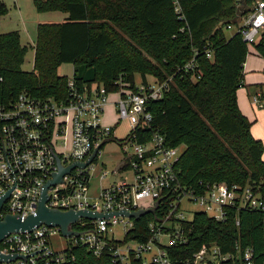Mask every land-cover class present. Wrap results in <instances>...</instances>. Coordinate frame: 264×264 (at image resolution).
I'll use <instances>...</instances> for the list:
<instances>
[{
  "label": "trees",
  "instance_id": "obj_1",
  "mask_svg": "<svg viewBox=\"0 0 264 264\" xmlns=\"http://www.w3.org/2000/svg\"><path fill=\"white\" fill-rule=\"evenodd\" d=\"M240 2L251 0H34L39 12L68 16L38 24L31 71L22 69L28 46L20 31L0 33V103L22 93L64 100L69 76L59 67L65 63L74 65L79 85L101 84L110 92L124 83L136 90L138 76L145 84L149 75L156 82L171 79L164 96L148 104L151 125L132 129L126 139L143 143L158 132L169 146H180L177 167L185 187L225 182L249 185L264 195V141L253 135L252 121L238 103L251 45L240 33L226 31L248 11ZM8 13L0 0V17ZM252 46L264 57V30ZM151 219L136 220L132 236L147 238ZM185 226L191 229L189 242L177 249L184 256L203 243H217L225 251L239 243L264 261V211L241 209L222 222L199 212ZM60 264L111 262L78 245Z\"/></svg>",
  "mask_w": 264,
  "mask_h": 264
},
{
  "label": "built area",
  "instance_id": "obj_2",
  "mask_svg": "<svg viewBox=\"0 0 264 264\" xmlns=\"http://www.w3.org/2000/svg\"><path fill=\"white\" fill-rule=\"evenodd\" d=\"M241 5L248 11L240 15L237 25L229 24L226 29L235 28V33L253 45L264 30V0ZM207 55L212 57L210 51ZM193 65L192 60L185 68L188 70ZM170 80L139 83L136 90L128 84L121 85L113 92L118 95L115 101L118 117L113 125L105 124L103 117L111 92L101 84L81 86L73 75L68 78L64 100L40 99L22 93L10 103H0V198L10 192L0 209V219L9 214L22 220L37 215L44 186L59 171L57 155L65 167L86 161L98 146L113 136L115 126L121 121H128L132 129L150 126L153 115L148 104L164 96ZM252 103L264 108V96L253 95ZM121 146L127 153L123 169L129 167L133 171L132 181L124 179L101 189L98 196L90 197L93 162L84 168L76 166L61 182L49 186L46 204L61 211L155 209L154 213L147 214L153 216L145 225L149 232L147 238L132 236L136 219L124 214L97 219L80 217L69 226L79 236H64L59 226L41 223L32 230L12 232L0 240L2 254L26 257L0 261V264H60L70 259L71 250L78 245L97 257H108L111 264H264L256 259L251 246L242 247L239 243L228 251L213 242L203 243L187 256L177 251L189 242L190 228L185 224L192 222L197 213L222 222L241 209L264 211L263 193L249 185L225 182L183 186L177 167L181 147L169 146L158 132L147 142L128 138ZM184 200L200 207L190 212L191 218L183 209ZM118 225L124 229L123 238L114 232ZM56 235L66 239L62 250L53 245L52 238Z\"/></svg>",
  "mask_w": 264,
  "mask_h": 264
},
{
  "label": "rangeland",
  "instance_id": "obj_3",
  "mask_svg": "<svg viewBox=\"0 0 264 264\" xmlns=\"http://www.w3.org/2000/svg\"><path fill=\"white\" fill-rule=\"evenodd\" d=\"M9 7V13L0 17V33L9 32L13 30H19L21 33L22 43L28 46V53L22 69L25 71L33 70L35 49L34 45L37 38V28L39 23L45 22H63L68 16V13L56 11V12H39L36 9L34 0H1ZM227 35L231 36L235 33V28L227 29ZM257 52L254 47L250 46V54L248 55L247 68L259 69L260 74L263 76V90H264V65L254 64L253 60L264 62V57L256 56ZM261 66V68H259ZM246 72V71H245ZM59 73L71 77L74 73V65L72 63H65L59 67ZM149 80L153 81L154 77L149 75ZM138 84L141 82V77L137 78ZM117 96V94L111 92L109 94V103ZM257 117L252 119V128L256 134H259L257 138H262L264 141V109H257ZM104 123L107 125H113L116 123L118 117L117 111L113 104H109L104 113ZM131 125L128 121H121L117 124L114 136L112 140H109L99 151L96 159L93 161V168L90 170L91 181L89 196L96 197L101 192V189L107 188L114 183H120L122 180L127 179L132 181L133 171L128 167L117 172L118 166L126 156L124 147L121 146L126 137L131 132ZM261 135V136H260ZM182 150V148H181ZM264 156V155H263ZM105 175L104 177H102ZM183 209L187 210V217L191 218L190 212L200 210V207L196 204L184 200ZM114 232L118 238H123L124 229L121 225L114 227ZM65 237L56 235L52 238L55 249L62 250L66 246Z\"/></svg>",
  "mask_w": 264,
  "mask_h": 264
},
{
  "label": "water",
  "instance_id": "obj_4",
  "mask_svg": "<svg viewBox=\"0 0 264 264\" xmlns=\"http://www.w3.org/2000/svg\"><path fill=\"white\" fill-rule=\"evenodd\" d=\"M103 144L98 146L92 153V155L86 161H76L70 164L69 166H63L59 156L57 155V161L59 165V171L54 174V178L49 180L43 189L41 200L39 202L38 212L37 215H30L25 220H22L20 217L16 215H6L3 219H0V240L3 239L6 235L12 232H19L25 230H32L34 226L40 225L41 223H45L48 225L59 226L61 228L62 234L64 236L69 235H77L79 236L80 233L74 232L70 230L69 226L71 223L76 222L80 217L89 218V219H97V218H104L110 217L112 215H119L124 214L130 218H134L136 220L140 219L142 216L154 213L155 209H139L136 211L126 212V211H117V212H92L88 210H68V211H61L59 209H52L49 208L46 204L48 196L47 190L50 185H55L62 181L65 174L71 172V170L76 167H86L88 164L93 162L99 151L101 150ZM9 193L5 194L0 198V209L4 201L9 197ZM18 257L26 258L25 256L20 255H5L0 252V261H8L9 259H17Z\"/></svg>",
  "mask_w": 264,
  "mask_h": 264
},
{
  "label": "crops",
  "instance_id": "obj_5",
  "mask_svg": "<svg viewBox=\"0 0 264 264\" xmlns=\"http://www.w3.org/2000/svg\"><path fill=\"white\" fill-rule=\"evenodd\" d=\"M256 56L262 57L258 53L256 54ZM253 63L254 64H259V65H261V64L264 65V62L258 61L257 59L253 60ZM247 64H249L248 63V57H247V60L245 62V65H244V75H245L244 84L245 85L238 90V103H239V106H240V109L242 110V112L250 120H252V119H255V117H257V115H258L257 111L255 110V108L264 109V108H258L252 103V96L253 95H255L257 93H261L264 96V90H263V87H262V85H263V76L259 73L260 72L259 69H253V68H249L248 67L247 70H246ZM259 68H261V66ZM148 80H149V76H148ZM149 82H152V81L149 80ZM117 97H118V95L114 99H112V101L110 102L111 104H113L115 106V110H116L115 101H116ZM116 121H117V119H116ZM116 126L114 128V133H115ZM114 133H113V136H112L113 138H115ZM252 133H253V135L256 138H257V136H259V134L255 133L254 128H252ZM260 139H262V138H260ZM263 158H264V156H263ZM122 162H123V160H122ZM122 162L118 166L117 170H122L123 169L124 166H123Z\"/></svg>",
  "mask_w": 264,
  "mask_h": 264
}]
</instances>
